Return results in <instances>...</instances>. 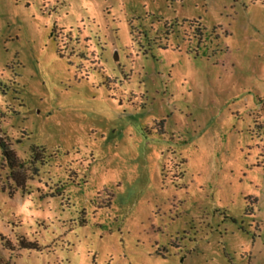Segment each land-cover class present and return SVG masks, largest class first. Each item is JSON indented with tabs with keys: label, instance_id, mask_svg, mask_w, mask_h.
Segmentation results:
<instances>
[{
	"label": "rangeland",
	"instance_id": "1",
	"mask_svg": "<svg viewBox=\"0 0 264 264\" xmlns=\"http://www.w3.org/2000/svg\"><path fill=\"white\" fill-rule=\"evenodd\" d=\"M0 264H264V0H0Z\"/></svg>",
	"mask_w": 264,
	"mask_h": 264
},
{
	"label": "trees",
	"instance_id": "2",
	"mask_svg": "<svg viewBox=\"0 0 264 264\" xmlns=\"http://www.w3.org/2000/svg\"><path fill=\"white\" fill-rule=\"evenodd\" d=\"M4 146V145H3ZM6 152V151H5ZM35 152H36V150H35ZM37 153V152H36ZM7 154V153H6ZM8 154L10 155V152L8 151ZM38 154V153H37ZM39 155V154H38Z\"/></svg>",
	"mask_w": 264,
	"mask_h": 264
}]
</instances>
